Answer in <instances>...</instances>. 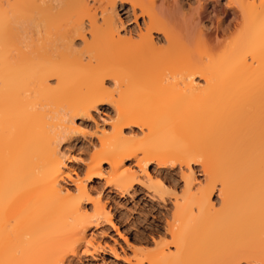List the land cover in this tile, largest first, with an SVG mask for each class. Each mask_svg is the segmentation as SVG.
<instances>
[{
    "label": "bare ground",
    "instance_id": "1",
    "mask_svg": "<svg viewBox=\"0 0 264 264\" xmlns=\"http://www.w3.org/2000/svg\"><path fill=\"white\" fill-rule=\"evenodd\" d=\"M215 1L0 0V264L95 251L89 226L110 213L87 181L165 201L150 162L183 166V187L169 239L130 242L126 261L264 264V0H226L232 21L210 27ZM79 137L89 152L72 177L63 143Z\"/></svg>",
    "mask_w": 264,
    "mask_h": 264
},
{
    "label": "rangeland",
    "instance_id": "2",
    "mask_svg": "<svg viewBox=\"0 0 264 264\" xmlns=\"http://www.w3.org/2000/svg\"><path fill=\"white\" fill-rule=\"evenodd\" d=\"M215 2L216 3H207L205 7V16L207 18H205V22L210 27H212L213 21H215V16L216 19L217 16L223 18L222 24L224 25L233 19V15L230 12L226 14L223 13L222 9L225 7L226 0H217ZM125 8L119 9V13L123 18H125L126 15ZM125 24L130 25L131 21L127 19V23L125 22ZM99 109L101 111L99 113L101 117L98 118L95 112L94 117L100 122L102 118H105L104 121L107 125L113 111L106 104H101ZM79 121L80 119H77V122ZM82 125L87 131V134L92 133L93 122L91 120L83 119ZM135 130L133 136L136 135L134 137L132 136L133 139H141L142 134L138 132L139 130L137 128H135ZM86 138L79 137L70 139L68 142H64V145L62 144L68 152L66 155L67 164L72 169V177H75L74 174H82L84 169L83 161L87 159L89 152V144ZM124 161L126 164L125 166L128 165L132 169H137L130 158ZM102 165L104 168H107L105 162H103ZM173 165L166 163L157 166L155 163L150 162L147 163L146 166L147 170L150 172V181L152 185L153 183L155 185L157 182L160 183V185H156L167 186H163L167 190L165 191L166 194L164 193V195H162L165 197V201L158 199L156 196L157 193L152 190L153 188H148L146 185L136 183L128 190L129 192L119 193L115 189L106 186L103 178L93 177L91 180H88V186L93 189H101V198L104 201L105 208L109 210V222L111 223L101 219V221L96 223L97 225L91 224L88 231L94 240V245H96L94 248L95 251L91 253L90 250L92 247L87 246L90 248L87 253V251L85 252L83 250V246H81L78 248L77 254L71 255L67 264H130L126 261V258L131 256V249L129 247L130 242L134 243L138 240H144L142 244L151 246V240L153 238H162L165 239V241L168 240L169 235L165 231V224L166 221L168 222L171 219L172 202L170 200L173 191L180 192L182 190L181 187H183V183L180 179V172L185 170L183 166L179 168L178 165ZM192 167L197 180H202L203 175L198 165L192 164ZM65 182L68 186H72L69 179H66ZM156 188H158V186ZM154 193L155 195H153ZM212 199L214 201L217 200L215 192L212 194ZM84 203L87 207L91 206L88 202ZM242 264L248 263L243 262Z\"/></svg>",
    "mask_w": 264,
    "mask_h": 264
}]
</instances>
